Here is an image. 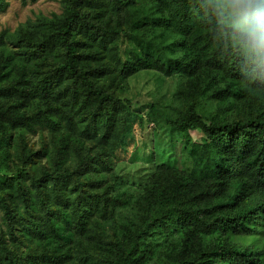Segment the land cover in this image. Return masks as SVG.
<instances>
[{
  "label": "trees",
  "instance_id": "1",
  "mask_svg": "<svg viewBox=\"0 0 264 264\" xmlns=\"http://www.w3.org/2000/svg\"><path fill=\"white\" fill-rule=\"evenodd\" d=\"M143 70L178 77L181 107L155 111L141 218L113 232L120 94ZM155 225L240 240L158 264H264V73L205 0H61L0 31V264H140Z\"/></svg>",
  "mask_w": 264,
  "mask_h": 264
},
{
  "label": "rangeland",
  "instance_id": "2",
  "mask_svg": "<svg viewBox=\"0 0 264 264\" xmlns=\"http://www.w3.org/2000/svg\"><path fill=\"white\" fill-rule=\"evenodd\" d=\"M9 5L0 11V31H13L27 19L38 14L49 15L61 11V0H8ZM179 79L176 76H165L153 70H143L128 79V89L120 94L128 99L132 113L129 125L118 148L113 164V175L118 178L115 194L127 201L115 212L113 220L107 224L113 232H123V228L140 220L138 209L144 183L154 171L152 154V131L159 115L155 111L177 114L181 101L175 97L179 93ZM203 109L213 113L217 109L215 102L202 101ZM37 140V137H31ZM114 177V178H115ZM163 229L154 226L146 240L147 250L140 264H158L173 262L176 259L192 254L195 244L203 248H213L229 239L219 231L189 235V231L178 225Z\"/></svg>",
  "mask_w": 264,
  "mask_h": 264
},
{
  "label": "clouds",
  "instance_id": "3",
  "mask_svg": "<svg viewBox=\"0 0 264 264\" xmlns=\"http://www.w3.org/2000/svg\"><path fill=\"white\" fill-rule=\"evenodd\" d=\"M205 8L245 63L264 73V0H205Z\"/></svg>",
  "mask_w": 264,
  "mask_h": 264
}]
</instances>
